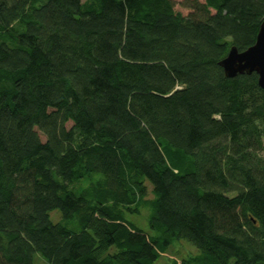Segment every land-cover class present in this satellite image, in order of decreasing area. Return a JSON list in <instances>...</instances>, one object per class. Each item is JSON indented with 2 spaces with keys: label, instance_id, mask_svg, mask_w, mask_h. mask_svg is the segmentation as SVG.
Masks as SVG:
<instances>
[{
  "label": "trees",
  "instance_id": "trees-1",
  "mask_svg": "<svg viewBox=\"0 0 264 264\" xmlns=\"http://www.w3.org/2000/svg\"><path fill=\"white\" fill-rule=\"evenodd\" d=\"M263 19L264 0H0V264H154L180 239L198 253L163 264H264V90L219 65Z\"/></svg>",
  "mask_w": 264,
  "mask_h": 264
},
{
  "label": "water",
  "instance_id": "water-1",
  "mask_svg": "<svg viewBox=\"0 0 264 264\" xmlns=\"http://www.w3.org/2000/svg\"><path fill=\"white\" fill-rule=\"evenodd\" d=\"M219 65L226 77L256 73L257 84L264 90V19L260 22L254 43L244 50L231 46Z\"/></svg>",
  "mask_w": 264,
  "mask_h": 264
},
{
  "label": "rangeland",
  "instance_id": "rangeland-1",
  "mask_svg": "<svg viewBox=\"0 0 264 264\" xmlns=\"http://www.w3.org/2000/svg\"><path fill=\"white\" fill-rule=\"evenodd\" d=\"M176 1H180V0H176ZM176 7L180 10H182L183 13H186V10L182 9L178 4H176ZM40 138L44 139V136L39 133ZM264 154V153H263ZM57 213H59L58 210H54L51 212L50 216L52 220H55V218H57ZM60 214V213H59ZM126 218L131 221L132 223H134L138 228H140L141 230H143L144 232L148 233V234H154V232L150 229L149 225H148V209L147 208H142L140 210L139 213L137 214H126ZM198 253L197 248L191 244L190 242H188L187 240L184 239H180V240H175L169 247V249L167 250V254L164 253L163 255H161L154 264H163L166 262V257L168 258H177L180 259L181 257H185L188 254H195ZM35 262L37 264H44L43 259L39 256L36 255L35 256Z\"/></svg>",
  "mask_w": 264,
  "mask_h": 264
}]
</instances>
